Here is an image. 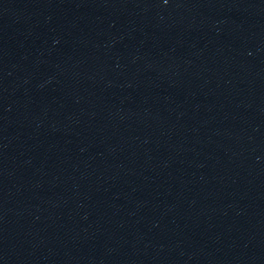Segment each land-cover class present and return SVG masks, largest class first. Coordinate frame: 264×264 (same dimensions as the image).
Here are the masks:
<instances>
[{
    "label": "water",
    "instance_id": "water-1",
    "mask_svg": "<svg viewBox=\"0 0 264 264\" xmlns=\"http://www.w3.org/2000/svg\"><path fill=\"white\" fill-rule=\"evenodd\" d=\"M0 264H264V0H0Z\"/></svg>",
    "mask_w": 264,
    "mask_h": 264
}]
</instances>
